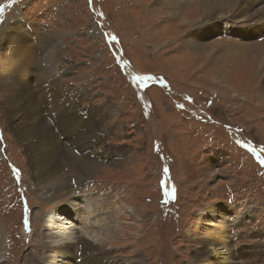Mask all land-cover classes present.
<instances>
[{
  "label": "rangeland",
  "instance_id": "rangeland-1",
  "mask_svg": "<svg viewBox=\"0 0 264 264\" xmlns=\"http://www.w3.org/2000/svg\"><path fill=\"white\" fill-rule=\"evenodd\" d=\"M153 1L0 0V264H47L42 217L65 206L68 182L78 193L107 194L117 221L107 237L100 230L101 246L119 264H193L196 241L218 230L236 264H264L262 69L251 81L264 16L244 14L254 7L243 0L225 17L181 25L173 14L152 15L163 7ZM181 6L189 22L202 15L197 0ZM194 37L207 54L195 53ZM6 58L29 78L36 118L97 169L81 174L61 157L45 183L34 181L16 133L27 113L8 105ZM41 80L59 90V105L43 100ZM62 122L73 123L68 133H91L76 143ZM94 134V147L111 157L91 153L94 142L79 148ZM55 191L57 202L45 198ZM213 204L225 213L203 214Z\"/></svg>",
  "mask_w": 264,
  "mask_h": 264
},
{
  "label": "bare ground",
  "instance_id": "bare-ground-1",
  "mask_svg": "<svg viewBox=\"0 0 264 264\" xmlns=\"http://www.w3.org/2000/svg\"><path fill=\"white\" fill-rule=\"evenodd\" d=\"M159 1H162L163 7L161 5L156 8H149L150 13L155 15L158 19L160 18L158 15L162 11L165 13V16L168 14L170 16L171 14L175 15L176 20L179 19V21H181V25H184V23H193L194 21L196 22L195 25H197L207 21L210 17H225L226 15L231 14L235 8H238L243 0H197L202 15L197 18L194 17L192 22L183 18L182 14L179 13L182 7L181 5L186 2V0ZM153 2L155 3L157 1L155 0ZM248 2L254 8L246 10L243 12L244 14L250 10L248 13L249 15L253 12V15L263 14L264 16V0H248ZM170 9H173V11H169ZM243 13L240 15L239 20H241L242 16H244ZM233 17L234 15H232V18ZM172 18L174 19V17ZM198 40V37H194L189 39L188 42L190 45H193L194 50L196 49L195 53H199L200 56L207 54L202 51L201 45H196ZM218 43H220V41H218ZM242 46L244 47L245 45L243 44ZM259 50L261 51L257 56V62L253 65V75H251V81L255 80V78L260 79L261 75L259 71L261 69L263 71L261 79L264 80V46L262 49L259 48ZM6 60L7 64L12 67L10 75L5 74V76L4 73H2L3 77L6 79V84L9 86V89L13 91L11 92L13 94L8 99L9 108H16V105L19 104L21 108L24 109V114L27 113L25 119L21 120L22 126L17 129L16 133L20 141L25 146V153L29 159L30 172L34 181L45 183L46 174H52L56 171V167L61 166V162L59 160L61 157L66 160V163L69 164L70 162L73 163V166H77V170L80 171L81 174H88L97 169V167H99L97 163H92L91 161L84 160L83 158L80 159L76 157V155H72L71 152L68 153L67 151H64L62 149V141H60L56 135L57 133L50 130L48 125L43 124L45 120L36 118L39 99H37L30 86L29 78L23 74V68L16 62V60L10 61L8 58H6ZM39 85H41L44 89L43 100L46 101V99H49L50 104L54 107L59 105V101L62 99V95L59 90H49L48 82L46 83L43 80L40 81ZM72 125V122L67 125L65 122H62L60 129L67 134V138L69 140H80L76 143H80L82 141L77 136L80 137L82 135V137H84V135H90L91 133V131L87 130V128L83 131L76 130V128L71 129L68 133L66 129L71 128ZM86 141L87 143H85ZM97 141L98 135L94 134L87 137L85 142L80 144L79 148H83L84 144H91L94 142L91 144V153L96 151L98 153L96 154L98 157H111V153L107 148L98 147L97 149L94 147ZM77 179L80 181V178ZM79 181L76 184H78ZM62 184L61 188L66 187L68 188V191H72L73 189L72 196L66 201L65 206L60 207L58 204L57 207H54L50 212H47L46 215L42 217L43 221L46 223L44 234H46L45 237H47L46 245L48 247V252L45 255V257H47V264H119V262L115 261L109 254H106L104 252L106 249L103 250V247L101 246L104 243V237L102 236V233H100V230H104L103 232H105V237H107L109 234H112L111 230L113 228L110 227V224L113 221H117L115 215H110V208H112V206L107 201V194L99 196L95 193H78L79 190L77 188L74 189L71 188V186L69 187V182ZM57 193L58 191H55V193H48L45 198L51 201H56L57 199L55 197L59 195H57ZM204 210L205 213L203 214H211L212 217H217L225 213L218 204H213L211 208H205ZM71 211H74V213L72 214ZM80 216L83 218L82 220H78V217L80 218ZM91 227L93 229L90 232L89 229H91ZM81 229H83V231ZM223 232V230H218V232L214 233L216 236L211 233L209 239L202 238L196 241L197 247L192 253L193 264H236V260H233L235 258L229 257L230 251L228 250L226 239L222 237ZM89 237L92 238V240H90ZM75 243L83 245L82 253H77L73 250ZM256 251L259 250L254 249V252ZM7 252L10 253V248ZM127 264H138V262L136 260L128 261Z\"/></svg>",
  "mask_w": 264,
  "mask_h": 264
},
{
  "label": "snow or ice",
  "instance_id": "snow-or-ice-1",
  "mask_svg": "<svg viewBox=\"0 0 264 264\" xmlns=\"http://www.w3.org/2000/svg\"><path fill=\"white\" fill-rule=\"evenodd\" d=\"M139 80L144 81V80H148L151 79V77H138ZM262 164H264V161H261ZM167 171V170H165Z\"/></svg>",
  "mask_w": 264,
  "mask_h": 264
}]
</instances>
